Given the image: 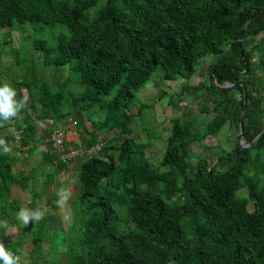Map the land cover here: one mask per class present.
<instances>
[{
	"label": "trees",
	"instance_id": "1",
	"mask_svg": "<svg viewBox=\"0 0 264 264\" xmlns=\"http://www.w3.org/2000/svg\"><path fill=\"white\" fill-rule=\"evenodd\" d=\"M27 22L61 25L68 34L54 45L42 38L29 45L46 68L57 67L55 77L32 73L33 79L14 81L24 107L0 120V140L8 146L0 145V243L21 260L32 241V264H264V133L248 147L237 140L229 150L212 146L209 156L191 152L192 144L219 136L227 125L240 138L242 114L244 140L264 129V0H0V31L8 36L16 23ZM158 70L165 82L202 73L181 95L188 91L199 113L212 116L201 126L189 111L172 118L156 163L148 144L132 135L148 107H135L137 92ZM227 82L232 86L222 87ZM70 119L79 139L70 143L82 152L79 192L65 229L58 213L40 204L56 174L45 173L44 188L36 190L38 169L15 167L40 153L42 165L65 169L68 144L56 148L51 136ZM45 121L54 130L44 141L37 135ZM116 129L124 136L119 143L100 140L101 131ZM15 185L32 192L25 206L13 196ZM21 208L44 216L24 225ZM10 227L17 229L11 242L3 240Z\"/></svg>",
	"mask_w": 264,
	"mask_h": 264
},
{
	"label": "rangeland",
	"instance_id": "2",
	"mask_svg": "<svg viewBox=\"0 0 264 264\" xmlns=\"http://www.w3.org/2000/svg\"><path fill=\"white\" fill-rule=\"evenodd\" d=\"M15 25L16 26L14 29H12L11 32H8V36L6 33H3L4 31H0V52L3 47L6 49L5 54L0 60V72L3 73L0 74L1 78L4 80V82H7L12 86L14 81H21L28 76L30 79H33L34 77L32 76V73H36V76L42 78L45 77L47 80L52 81L55 77V73L52 68L55 69L57 67L50 66V68H46L44 64H41L42 56L40 53H33L27 49L35 39L39 38L46 39L50 45H54L55 41L59 37L68 34V30L61 25L51 26L32 22H27L26 24L16 23ZM5 38H7L9 41L7 45H3ZM38 59L40 60L39 64ZM212 61V58L207 59L204 67L201 69L202 73H207V68ZM36 69H39L40 72L37 73ZM262 73H264V71H262ZM66 74H68L67 69L64 72V76H67ZM201 74L197 73L189 81L180 78L175 81L165 82L162 80L160 70H158L153 74L152 79L137 92V97L134 104L135 107H140L142 104H146L148 107L144 110L142 115L135 119V133L132 136L137 140L144 141L148 144L147 153L154 162L158 163L159 158L165 151L166 140L170 135V128L172 126V118L182 116L183 113L189 111L191 114L190 117L195 116L200 120V126L203 125L205 119L211 118L212 114L207 115L204 113H199L197 110V100L195 97L190 95L188 91L181 95L183 88L187 86V84L196 85L203 80V76ZM205 78H207V76H205L204 79ZM155 81L160 86H158ZM161 88H164V90L167 91L170 96L174 97L173 103L170 102L169 95L161 97ZM72 89L79 88L73 86ZM22 94L27 95V89L24 88L22 90ZM17 98L18 96L16 95V99ZM132 110L137 112L136 108H133ZM100 115L102 116L103 114L101 113ZM92 117L93 119L100 118L99 113L93 115ZM143 120L145 122H143ZM85 125L89 129L93 128V123L89 119H87ZM61 129L69 130V134L74 135L73 138L72 136L70 137L72 139L67 138L64 145L68 144L70 150H76L81 153L82 147L79 151L75 149L70 143L79 141L77 129L72 123L71 119L66 123V127H61ZM52 130H54L52 121H45L41 125V130L38 133L37 138H43L45 141L47 134ZM55 131L57 130H54L53 132ZM99 137L100 140H104L102 142L106 141L105 143H109L114 139L116 144L124 138L120 129L113 131H101ZM237 140L240 142L239 130L236 127L227 125L224 127L222 133L219 136H209L203 143L192 144L191 152L192 155L197 157L206 155L209 156L212 154V150L210 149L212 146H218L222 149L229 150ZM245 145L250 146L251 143L248 142ZM46 147L47 144H40V149L46 150ZM41 160L42 156L40 153H38L32 157H29L27 161L20 162L15 167V170L31 171L32 167H36L38 169V181L35 186L36 190H41L44 188L45 173L56 174L57 180L55 183L50 185L48 190L49 193L46 194L44 198H42L40 204L45 205L46 209H48L50 213H58V218L62 221L63 227L68 229L71 220V205L79 192V189L76 187L78 180V154L69 159L68 165L65 169L57 173L54 171L55 168L51 165H42ZM13 196L19 200L21 205L24 206L33 199L32 192L30 190L25 191L19 185L14 186ZM16 238L17 229L15 227H10L7 236L4 237L3 240L11 242L15 241ZM49 246L50 244H47V249L44 250L46 255H49ZM33 248L34 243L32 241H27L25 246L22 248L20 264L33 263ZM59 258L63 259V254ZM61 264H63V262Z\"/></svg>",
	"mask_w": 264,
	"mask_h": 264
},
{
	"label": "clouds",
	"instance_id": "3",
	"mask_svg": "<svg viewBox=\"0 0 264 264\" xmlns=\"http://www.w3.org/2000/svg\"><path fill=\"white\" fill-rule=\"evenodd\" d=\"M25 100L16 99V89L7 82H0V120H7L9 117H16L21 108L24 107ZM56 132V131H55ZM0 145H4V151H8V146L3 140ZM18 219L24 225L31 221H39L44 216L42 210H32L21 208L17 213ZM0 264H20V257L10 249H6L3 243H0Z\"/></svg>",
	"mask_w": 264,
	"mask_h": 264
},
{
	"label": "built area",
	"instance_id": "4",
	"mask_svg": "<svg viewBox=\"0 0 264 264\" xmlns=\"http://www.w3.org/2000/svg\"><path fill=\"white\" fill-rule=\"evenodd\" d=\"M70 131L69 130H58L54 132L51 136V140L53 141V146L56 148L62 149L63 145L65 143V140L70 136ZM15 143L17 148H21V134L18 131H15ZM102 144H97L96 146L92 147V149L89 150V152H96L101 148ZM79 150V149H77ZM80 151V150H79ZM79 152L76 150H70V152L66 155L63 154L62 158L64 161L73 158L75 155H77Z\"/></svg>",
	"mask_w": 264,
	"mask_h": 264
},
{
	"label": "water",
	"instance_id": "5",
	"mask_svg": "<svg viewBox=\"0 0 264 264\" xmlns=\"http://www.w3.org/2000/svg\"><path fill=\"white\" fill-rule=\"evenodd\" d=\"M244 30V29H243ZM243 30H242V32H243ZM215 82H216V79H215ZM232 86V84H230V83H225L222 87H231ZM245 105H246V102H245ZM244 110H245V106H244V108H243V112H244ZM243 133H244V123H243V114H242V116H241V137H240V144L243 146V147H248V146H246L245 144L246 143H251V144H253V142L262 134V133H264V129L262 130V131H260L258 134H257V136L256 137H254V138H252L251 140H249V141H246V140H244L243 139Z\"/></svg>",
	"mask_w": 264,
	"mask_h": 264
},
{
	"label": "crops",
	"instance_id": "6",
	"mask_svg": "<svg viewBox=\"0 0 264 264\" xmlns=\"http://www.w3.org/2000/svg\"><path fill=\"white\" fill-rule=\"evenodd\" d=\"M71 136H72V138H73L74 135H70V136H69V139H72V138H70ZM38 147H39V150H44V149H40V144H39ZM13 191H14V187H13Z\"/></svg>",
	"mask_w": 264,
	"mask_h": 264
}]
</instances>
